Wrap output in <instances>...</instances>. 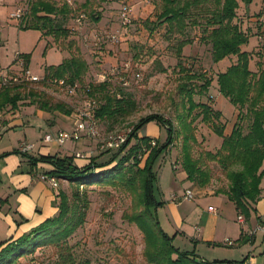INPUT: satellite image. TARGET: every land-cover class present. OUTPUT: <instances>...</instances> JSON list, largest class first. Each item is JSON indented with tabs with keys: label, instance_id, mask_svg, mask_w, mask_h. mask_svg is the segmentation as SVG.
<instances>
[{
	"label": "trees",
	"instance_id": "obj_1",
	"mask_svg": "<svg viewBox=\"0 0 264 264\" xmlns=\"http://www.w3.org/2000/svg\"><path fill=\"white\" fill-rule=\"evenodd\" d=\"M111 1L116 0H83L80 7L85 11L94 4ZM254 1L159 0L158 13L155 22H152L153 28L166 26L167 40L174 37L178 59L182 48L191 43L186 35L188 26L199 29L201 41L211 46L213 63H219L228 57H236V62L216 78L220 95L238 110L236 122L228 135L224 134V124L219 122L221 113L212 110L206 104H194L193 87L187 88L186 84L179 86V94L189 104L187 114L178 116L181 128L185 131L182 137L180 167L186 181L194 187L203 189L211 184L212 179L206 163L216 164L228 182L225 189L219 188L216 192L224 194L233 203L236 212L245 218H249L250 214L255 212V205L260 197V182L264 177L262 169L264 68L257 74L249 69L251 56L241 51V47L248 44L250 34L240 29L237 16L239 2L248 7ZM262 1L264 3V0ZM71 13V6L65 0H27V13L21 18L19 28L39 31L43 38H52L54 43H59L62 50H72L74 42L67 40L69 39L67 22ZM90 16L96 22L100 19L94 12H90ZM150 23L145 22L147 26ZM46 47L50 46L47 44ZM20 56L17 55L18 58ZM22 59L23 71H26L29 55H22ZM88 69L87 62L76 48L74 54L63 59L59 65L45 67L44 76L38 85L48 87L54 84V80H63L65 85L76 90L77 87L84 86L83 79ZM180 72L187 81L202 80L205 77L192 75L182 67ZM204 81L198 94L206 93L212 82L211 79ZM85 94L87 98H93L96 102L93 112L95 121L108 123V126L119 123V120L136 109L131 98L115 95L105 82L87 84ZM181 105L183 108L182 103ZM195 109H199L198 117H201L202 123L221 139L216 152H205L198 158L192 156L191 146L196 140L191 133L192 129L186 124L187 117ZM35 111L45 112L54 117L72 115V111L64 104H52L46 94L34 90L21 77L14 83L0 86L1 130L6 128L14 115ZM1 116H4V119L1 120ZM244 120L247 121L245 128L242 125ZM150 123L165 130L166 139L163 144L159 145L156 138L138 135L140 129ZM173 134L171 122L160 115L150 114L139 119L119 149L104 151L105 155L114 153L103 162H97L98 158L89 157L85 165L78 167L73 162V156L52 155L39 158L28 156V162L32 167L36 162L50 165V170L42 174L55 178L58 183L66 182L70 192L61 187L55 189L54 204L57 208L55 216L46 219L27 233L0 242V264H20L23 259L34 261L37 259V253L44 256L46 250L49 251V256L42 258L37 264H90L88 259L78 257L74 250L75 246L71 245L69 240L86 221L90 205L87 193L92 187L111 188L130 197L131 210L124 213L122 219L134 224L143 235L144 264H244L245 260L208 263L193 251L180 252L172 245L175 236L167 235L160 227L157 209L162 203L156 200L154 194L156 175L152 168L156 160L172 145ZM8 155L9 153H4L0 155V159ZM250 239L251 237L247 241Z\"/></svg>",
	"mask_w": 264,
	"mask_h": 264
},
{
	"label": "rangeland",
	"instance_id": "obj_2",
	"mask_svg": "<svg viewBox=\"0 0 264 264\" xmlns=\"http://www.w3.org/2000/svg\"><path fill=\"white\" fill-rule=\"evenodd\" d=\"M66 2L72 9L67 22L69 30V39L67 40L74 42L72 50H62L59 43H54L52 38H43L39 31L19 28L21 18L27 13V0H0V42H3V45L0 43L2 46L0 47V67L6 71L9 78H23L25 70L23 71L22 67V55H29L27 71L36 76L38 81H24L29 83L34 90L46 94L52 104H64L72 111V115L69 117L74 119L79 111L87 109V105L92 103L91 101L96 106L95 100L87 98L85 94L87 84L105 82L115 95H125L131 98L135 102L136 109L130 115L119 120V123L116 122V124L108 126V123L96 122L101 137L106 138L113 135L127 137L139 119L150 114L160 115L171 122L174 128L172 145L156 160L152 168L156 175L154 194L156 199H159V188L164 190L169 186V181L174 180L175 175L181 172L180 156L182 137L185 131L181 128L178 116L187 114L189 104L179 94V86L186 84L187 88L192 89L193 87L195 90L192 97L194 104H206L212 110L219 111L221 113L219 122L224 124V134L228 135L236 122L238 110L220 95L216 78L236 62V57H228L219 63H213L211 46L201 41L199 29L188 26L186 35L190 38L191 43L182 48L180 59H178L175 53L177 43H175L174 37H171V40L166 39V26L162 25L156 28L152 26L156 13H158L159 0H116L105 4H94L85 11L80 7L83 0ZM90 12H94L96 16L98 14L99 21L92 20ZM17 13H19V17H15ZM257 14L260 17H257ZM237 16L240 29L244 32L248 31L250 34L248 44L242 46L241 51L250 54L249 69L257 74L260 69L264 68L263 1L255 0L248 7L239 2ZM146 21L151 23L147 26ZM47 44L50 46L49 48L46 47ZM45 47L47 49L44 52ZM76 48L89 67L83 79L84 86L77 87L73 92L55 84L40 87L38 82L44 76L45 67L59 65L62 58H69L74 54ZM18 54L21 55L19 58ZM181 67L192 75L205 76V79L187 81L183 79L184 75L180 72ZM208 79L212 80L209 89L202 95L198 94L201 85L205 83L204 80ZM198 112L199 109H195L186 119V124L192 129L191 133L196 140L191 146L194 158L203 156L205 152H216L221 143V139L202 123ZM61 117L64 116L61 115ZM2 119L4 116H1ZM151 124L155 125L150 123L144 126L138 135L149 134L152 128ZM246 124L247 121L244 120L242 122L244 128ZM41 136L43 133L37 136V140ZM156 139L159 145L165 142L166 132L163 128H159ZM25 141L26 138L22 130L8 129L0 133V155L9 153L8 157L10 158L15 155L13 152L20 149L22 143H28ZM89 142L92 143L90 146H94V148L91 147V150L79 153L81 154L80 159L85 158L86 154L90 152L91 157L96 156L94 158L103 162L101 160L104 158L105 152L100 149L99 139L90 138ZM35 151H29L27 156L18 154V160L21 163L13 171V177L29 172L32 166L27 163L28 156H33ZM113 153H108L105 160ZM206 165L211 172L210 185L218 189H225L228 185L225 174L212 162H207ZM6 167H12V160H8L7 156L0 159V242L9 239L12 235L9 228L11 224L21 221L18 216L14 215L13 209L9 208L15 203V199L8 200V203L6 200L13 194V189L10 188L11 176L5 172ZM262 169H264V161ZM62 184L59 183L56 189L64 186L63 189L69 193V185L66 182ZM262 185L264 188V177ZM192 187L194 186L192 185ZM87 194L90 205L86 221L69 240V243L75 246L74 250L78 257L88 259L90 264H144L142 254L145 242L143 235L134 224L122 219V215L131 210L130 197L111 188L98 187L88 189ZM7 214L10 215L12 221L5 218ZM157 220L164 230L159 213H157ZM10 222L11 224H9ZM172 245L180 252L191 253L193 251L208 263H212L213 257L242 260L240 248L226 247L214 250L203 246L194 248L192 244H187L179 239L174 240ZM260 245L259 242L252 254L264 262V248ZM49 254L47 250L44 256H41L42 253H37V259L34 261L23 259L20 264H37L39 260L48 257Z\"/></svg>",
	"mask_w": 264,
	"mask_h": 264
},
{
	"label": "crops",
	"instance_id": "obj_3",
	"mask_svg": "<svg viewBox=\"0 0 264 264\" xmlns=\"http://www.w3.org/2000/svg\"><path fill=\"white\" fill-rule=\"evenodd\" d=\"M1 44L3 45V42ZM63 59L65 58L63 57ZM75 123L76 118L54 117L40 111L20 113L10 118L6 128L2 129L1 133L8 129L22 130L26 138L25 142L30 143H27L28 145L34 144L30 152L36 150V153L30 156L32 158L52 155L74 157L76 153H84L91 150V147L94 148V146H90L92 143L89 142L88 138L82 137L78 141H69L62 146L44 144L41 140L48 133H55L57 131L69 132L73 129ZM150 127H152L150 133L143 136L157 138L159 128L152 124ZM41 133H43V136L38 137L37 140V136L41 135ZM17 152V154L13 153L16 156L13 155L10 158L7 156L8 160H12V167L5 168V172L11 176L10 188L13 189V194L6 200L8 203L15 199V203L11 207L9 206V208L10 210L13 209L14 215L21 219L20 222H17L19 225L9 223L11 224L9 228L12 232L9 238L18 237L29 232L57 213V208L54 204L56 190L39 179L40 174L50 170V165L36 162V165L31 167L26 174H19L13 177V171L21 163L18 160V154L23 155L20 149ZM89 153L83 159L74 157V164L78 167L85 165L86 160L91 157ZM105 157L106 155L103 159L101 158V161H104ZM27 163L30 165L29 162ZM60 187L63 188L64 186ZM189 189L195 194L193 200L171 201L172 196L180 197L184 191ZM217 190L218 188L213 185H209L203 189L192 187V184L185 180L183 172L176 174L174 180H170L169 186L164 190L159 188L160 198L156 200L162 203V205L158 207L157 213L160 214L164 230L168 232L165 233L167 235H174V240L179 239L182 242H187V244H192L194 248L197 246L213 250L226 247L240 248L242 260L238 261L229 258L216 259L213 257L211 262H240L245 260L244 264H264L261 258H255L252 254L259 242L260 246L264 248V231L256 232L251 236L250 241H247L250 237L249 232L257 225H261L264 228V188L262 180L260 182V197L255 205V212H252L249 218L242 216L244 219L243 224L237 221L239 214L236 212L233 203L224 194L217 193ZM209 207H212L213 211H209ZM5 218L12 221V218L8 214ZM226 242H230L231 245L227 246ZM200 259L205 261L203 257H200Z\"/></svg>",
	"mask_w": 264,
	"mask_h": 264
},
{
	"label": "built area",
	"instance_id": "obj_4",
	"mask_svg": "<svg viewBox=\"0 0 264 264\" xmlns=\"http://www.w3.org/2000/svg\"><path fill=\"white\" fill-rule=\"evenodd\" d=\"M69 1V0H66ZM15 17H19V13L15 14ZM126 22H128L126 20ZM23 79L28 81V82H36L38 81V78L34 75H31L29 71H24L23 72ZM17 81V78H9L8 74L6 73V71L4 69H2L0 67V86H3L5 84H11ZM54 84H56L58 87L65 89L67 91H71L73 92V88H70L69 86L64 84L63 80H54L53 81ZM92 103L87 105V109L84 111H79L77 113V115L75 116L76 118V123L75 126L73 127V129L69 132H64V131H57L55 133H48L46 135L43 136L41 142L44 144H55L58 146H62L63 144H65L66 142L69 141H78L80 140L82 137L88 138V139H99L100 141V149L103 151H109V150H117L119 149L122 144L125 142L126 140V136H107L105 137H101L98 129L96 127V121L94 119L93 116V112L94 109L96 108V106L94 105V102L91 101ZM152 145H154V142H152ZM33 148L32 145H28L25 143H22L20 145V151L22 153H27L29 151H31ZM75 158H81V154L76 153L74 155ZM84 158V157H83ZM39 179L45 183H47L52 189H56L58 187V181L53 178L50 177L48 175H40ZM195 197V194L192 190H186L184 191L182 196H172L171 197V201L172 202H178L180 200H184V201H191L193 200ZM209 211H213L212 207L208 208ZM238 223L243 224L244 223V219L242 216H238L237 218ZM258 231H264V228L261 225H257L252 231L249 232V236L251 237L252 235H254L256 232ZM227 246H230L231 243L230 242H226Z\"/></svg>",
	"mask_w": 264,
	"mask_h": 264
}]
</instances>
